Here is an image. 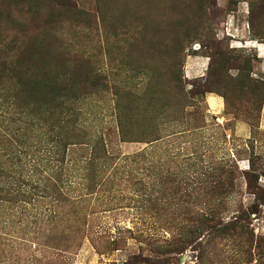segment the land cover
Returning a JSON list of instances; mask_svg holds the SVG:
<instances>
[{"label": "rangeland", "instance_id": "1", "mask_svg": "<svg viewBox=\"0 0 264 264\" xmlns=\"http://www.w3.org/2000/svg\"><path fill=\"white\" fill-rule=\"evenodd\" d=\"M0 8V264H264V0Z\"/></svg>", "mask_w": 264, "mask_h": 264}, {"label": "bare ground", "instance_id": "2", "mask_svg": "<svg viewBox=\"0 0 264 264\" xmlns=\"http://www.w3.org/2000/svg\"><path fill=\"white\" fill-rule=\"evenodd\" d=\"M241 34V33H240ZM252 40H246L245 43L247 42H251ZM254 45V49H256L259 53L260 58L264 59V46H262L261 44L253 41L251 42ZM243 45V44H242ZM255 51V50H254ZM208 103L209 106L211 108V110L215 113H220L221 109H222V102L220 99L216 98V97H209L208 98Z\"/></svg>", "mask_w": 264, "mask_h": 264}, {"label": "trees", "instance_id": "3", "mask_svg": "<svg viewBox=\"0 0 264 264\" xmlns=\"http://www.w3.org/2000/svg\"><path fill=\"white\" fill-rule=\"evenodd\" d=\"M32 3H34V1H33V2L30 1V6H31V7H35V6L32 5ZM0 9H1V8H0ZM1 30H2V31H4V30H5V31H8L9 29H8V28H5V27H4V24H3V26H2V23H1V25H0V31H1Z\"/></svg>", "mask_w": 264, "mask_h": 264}]
</instances>
